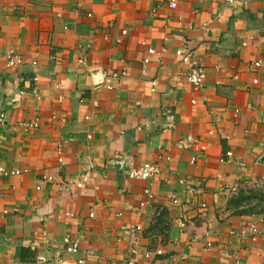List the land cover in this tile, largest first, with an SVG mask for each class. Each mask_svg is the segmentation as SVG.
<instances>
[{
	"label": "crops",
	"instance_id": "obj_1",
	"mask_svg": "<svg viewBox=\"0 0 264 264\" xmlns=\"http://www.w3.org/2000/svg\"><path fill=\"white\" fill-rule=\"evenodd\" d=\"M263 152L264 0H0V264H264Z\"/></svg>",
	"mask_w": 264,
	"mask_h": 264
},
{
	"label": "built area",
	"instance_id": "obj_2",
	"mask_svg": "<svg viewBox=\"0 0 264 264\" xmlns=\"http://www.w3.org/2000/svg\"><path fill=\"white\" fill-rule=\"evenodd\" d=\"M171 3H174L175 0H170ZM225 3L232 4L236 0H223ZM175 54L179 56L185 64L188 65L186 75L187 79L190 83H192L194 86L199 87L202 85V82L205 78V72L202 67V65L198 64L197 61L194 60L193 58V51L186 48H177L175 50ZM21 62L19 56L16 53L10 52L7 56V65L8 66H15L18 65ZM254 65H258V62H255ZM121 74H124L122 71ZM253 83H258V79L254 78L252 80ZM110 87L109 85H107ZM24 128L28 127H33L37 126L38 123L37 121L33 122H24L22 124ZM229 154V153H228ZM61 160V159H60ZM27 172L26 169H19V168H6L2 164H0V177H7V176H12V175H19L21 173ZM160 174V168L154 164V163H143L142 165L136 167V168H130L128 170V176L130 178H135V179H150L153 177H156L157 175ZM46 180H51V177H46ZM82 183L78 182L77 186H81ZM37 189L39 186L36 187ZM148 197L151 198V194L147 191L146 192ZM173 202H177L176 198L172 199ZM146 202H141L140 204L143 205ZM202 208L206 207V203L201 204ZM90 216H93V212L89 213ZM132 232H134L132 230ZM232 234H237L238 236L244 238L248 237L250 240H256L258 235L261 234V230L258 226L255 224H245L240 226L237 230H232ZM69 245L67 247V251L69 253H77L78 252V247L77 244L71 242L68 240ZM84 253H89L88 251H85ZM159 254H162V250L160 248L155 249V250H141V248L138 246L137 241L133 238L132 242L130 244V247L128 249V254L127 258H125L121 264H136L135 258L139 255H142L143 257L147 258L149 260L148 264H157V256ZM36 261L38 262H44L46 261L45 257L42 255H39L36 257ZM85 262L84 259H78L77 263L78 264H83Z\"/></svg>",
	"mask_w": 264,
	"mask_h": 264
},
{
	"label": "water",
	"instance_id": "obj_3",
	"mask_svg": "<svg viewBox=\"0 0 264 264\" xmlns=\"http://www.w3.org/2000/svg\"><path fill=\"white\" fill-rule=\"evenodd\" d=\"M262 161L264 162V152H263V156H262Z\"/></svg>",
	"mask_w": 264,
	"mask_h": 264
}]
</instances>
